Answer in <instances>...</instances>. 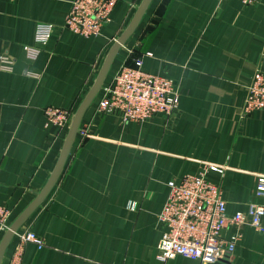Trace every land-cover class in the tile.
Returning a JSON list of instances; mask_svg holds the SVG:
<instances>
[{
	"label": "crops",
	"instance_id": "obj_1",
	"mask_svg": "<svg viewBox=\"0 0 264 264\" xmlns=\"http://www.w3.org/2000/svg\"><path fill=\"white\" fill-rule=\"evenodd\" d=\"M71 1L0 0V206L10 212L9 225L45 185L67 132L44 111L72 116L140 2L115 0L100 35L83 38L64 27ZM45 27L48 40L36 43ZM138 58L145 72L178 85L176 113L122 123L96 113L99 92L56 185L16 233L43 241L41 248L24 244L20 264H200L156 260L164 230L157 217L168 182L197 175L205 164L225 168L206 178L220 185L227 215L262 203L255 188L264 177V112L242 114V107L252 74H264V0H153L103 85ZM235 234L228 264H264V235L240 225L221 238Z\"/></svg>",
	"mask_w": 264,
	"mask_h": 264
},
{
	"label": "built area",
	"instance_id": "obj_2",
	"mask_svg": "<svg viewBox=\"0 0 264 264\" xmlns=\"http://www.w3.org/2000/svg\"><path fill=\"white\" fill-rule=\"evenodd\" d=\"M245 6H254L258 0H238ZM115 0H72L64 27L83 38L100 35L110 21ZM51 29L43 28L36 43L44 45ZM31 59L34 49L27 48ZM6 62L7 60L4 59ZM181 96L178 85L171 79L145 72L142 58L131 65L122 64L109 82L102 86L95 111L97 114L117 116L122 123L144 124L153 118H171ZM264 112V74L256 70L247 86L242 114ZM49 124L64 128L70 121L67 111L47 108L44 111ZM223 166L204 165L197 175H184L167 184L169 194L157 221L164 227L157 244L156 260L165 263L183 257L200 264H214L226 259L234 251L238 235L224 241L221 233L231 226L248 225L264 235V177L257 179L255 196L260 204H248L244 212L231 216L226 213L221 187L207 180L206 173L222 175ZM9 210L0 206V239L9 225ZM18 243L5 264H20L21 249L26 243L41 248L43 241L30 231L16 234Z\"/></svg>",
	"mask_w": 264,
	"mask_h": 264
},
{
	"label": "water",
	"instance_id": "obj_3",
	"mask_svg": "<svg viewBox=\"0 0 264 264\" xmlns=\"http://www.w3.org/2000/svg\"><path fill=\"white\" fill-rule=\"evenodd\" d=\"M152 1L153 0H140L126 27L108 48L89 90L85 93L84 97L82 98L81 102L70 118L58 159L45 185L40 190V192L35 195L34 199L26 206V208L11 222V224L1 237L0 264L4 257L6 248L12 241L15 234L24 225L28 218L35 212V210L44 202V200L56 185L68 158L74 139L79 131V126L85 112L100 92L115 57L139 26ZM214 264H228V262L227 259H223Z\"/></svg>",
	"mask_w": 264,
	"mask_h": 264
},
{
	"label": "rangeland",
	"instance_id": "obj_4",
	"mask_svg": "<svg viewBox=\"0 0 264 264\" xmlns=\"http://www.w3.org/2000/svg\"><path fill=\"white\" fill-rule=\"evenodd\" d=\"M180 93H182V92H180Z\"/></svg>",
	"mask_w": 264,
	"mask_h": 264
}]
</instances>
